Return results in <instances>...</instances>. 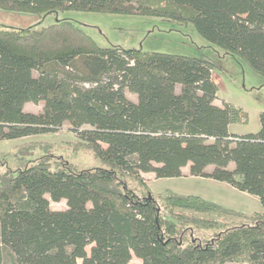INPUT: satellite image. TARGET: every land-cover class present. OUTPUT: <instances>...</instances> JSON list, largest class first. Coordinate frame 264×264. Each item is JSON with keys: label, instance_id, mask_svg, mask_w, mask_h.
<instances>
[{"label": "trees", "instance_id": "obj_1", "mask_svg": "<svg viewBox=\"0 0 264 264\" xmlns=\"http://www.w3.org/2000/svg\"><path fill=\"white\" fill-rule=\"evenodd\" d=\"M0 8L191 24L264 75V0H0ZM214 67L206 57L102 47L68 19L0 27V139L68 122L84 143L74 150L108 166L52 168L39 158L12 170L0 160V264H128L132 254L140 264H264V111L256 132H229L248 115L213 103ZM27 102H41V111H25ZM31 151L19 146L15 155ZM186 165L191 176L257 196L263 210L246 214L171 190L154 195L141 176L179 177ZM50 200L66 207L52 209ZM192 230L207 235L194 240Z\"/></svg>", "mask_w": 264, "mask_h": 264}, {"label": "rangeland", "instance_id": "obj_2", "mask_svg": "<svg viewBox=\"0 0 264 264\" xmlns=\"http://www.w3.org/2000/svg\"><path fill=\"white\" fill-rule=\"evenodd\" d=\"M133 1L136 3V0ZM57 19H68L80 25L102 47L115 45L149 52L206 57L212 60L215 64L211 71L212 79L217 84V93L219 92V97L217 96L213 103L220 105L223 100H226L242 108L248 115L245 122L232 123L231 131L236 134H246L259 129V112L264 111V75L254 71L239 55L226 53L204 39L191 24H181L143 14L76 9L36 14L0 8V27H39L48 25ZM175 90L179 91V85L175 87ZM125 95L129 99H136V95L128 90L125 91ZM41 109V102L24 104L25 111L36 113ZM76 144L84 143L77 140L68 122H64L61 127L49 132L15 139H0V160L7 161L6 163L1 162V165L7 166L8 164L12 170H17V168L23 169L30 159L33 161L44 158L48 160L52 168L72 167L79 170L97 166L108 167L92 157L89 150L81 147L74 150L73 146L75 147ZM44 145L47 151L44 150ZM19 146L28 147L32 151L16 156ZM3 156L6 159H3ZM1 165L0 168L4 169L5 167ZM229 166L233 167V164L230 163ZM211 168L212 166L209 165L207 170ZM141 176L148 185L149 191L154 195L171 190L180 194L199 195L246 214L263 210L257 196L240 191L226 182L221 183V181L195 176L156 178L153 172H141ZM126 181L129 186L136 185L127 177ZM65 207L64 200L58 202L50 200L52 209L61 210ZM190 233L194 240H200L207 235V232L197 230H192ZM87 251H89V246H87ZM140 263L141 260L132 254L128 264ZM77 264H81L80 259H77Z\"/></svg>", "mask_w": 264, "mask_h": 264}, {"label": "crops", "instance_id": "obj_3", "mask_svg": "<svg viewBox=\"0 0 264 264\" xmlns=\"http://www.w3.org/2000/svg\"><path fill=\"white\" fill-rule=\"evenodd\" d=\"M217 96L219 97V92L217 93ZM214 103H216V102H214ZM231 124H229V127H228L229 132H232L231 129H230ZM147 173H150V172H147ZM184 176H191V175H189V167H188V165L182 167V175L181 176H179V177H170V178H181V177H184ZM195 177H197V176H195ZM208 179H210V178H208ZM210 180H212V179H210ZM221 183H224V182H221ZM261 210H262V208H261Z\"/></svg>", "mask_w": 264, "mask_h": 264}]
</instances>
